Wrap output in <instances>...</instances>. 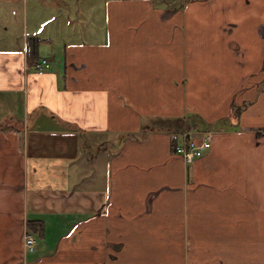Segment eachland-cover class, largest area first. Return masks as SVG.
<instances>
[{
    "label": "crops",
    "instance_id": "1",
    "mask_svg": "<svg viewBox=\"0 0 264 264\" xmlns=\"http://www.w3.org/2000/svg\"><path fill=\"white\" fill-rule=\"evenodd\" d=\"M196 1L106 0V36L76 24L43 73L0 46V264H264V0ZM191 114L212 138L186 163Z\"/></svg>",
    "mask_w": 264,
    "mask_h": 264
},
{
    "label": "rangeland",
    "instance_id": "2",
    "mask_svg": "<svg viewBox=\"0 0 264 264\" xmlns=\"http://www.w3.org/2000/svg\"><path fill=\"white\" fill-rule=\"evenodd\" d=\"M58 1L60 3L61 9L54 7L52 2H50L49 0H0V46H5L6 44L10 43L9 45H13L12 47H17L16 45H19V43L22 41V35L25 36V39L33 36L41 37L40 39L42 40V43L39 50L40 57L41 55L45 57H53V59L56 60V67V65L59 63V60L63 61L64 44L73 40L71 38V33H74L78 30L77 25L87 24L86 32H89L92 29L91 24L92 22L95 23L94 18H96L97 27H94V32L98 33V30L103 26L104 36H106V0ZM194 2L197 1L142 0V6H145L146 8L144 9L147 10L151 3L154 8L163 9L168 5L169 7H186L187 4ZM199 7H208V9L210 8L213 12L212 17L216 22L221 17L219 14L220 8L217 6V1L209 4H204ZM216 11L218 12V14H215ZM91 17L93 18L92 22H90ZM224 19H226V15L224 16ZM152 20L153 19L149 18L146 13L142 14L138 12L135 16V24L131 27L136 28V31H139L143 25H146L147 28L153 25L154 22L151 23ZM241 28H244L243 25H241ZM245 28H249V25H245ZM202 33L203 36H208L205 31H202ZM83 34L84 31L82 30V39L84 37ZM89 34L88 37L90 36ZM42 37L44 38L42 39ZM202 46L203 45L200 46V49ZM199 54H201V52ZM210 54L212 56L221 58L222 61L225 55L222 50L218 51L215 47H212ZM219 65L227 68L228 66H232L233 64L228 63V66H225L224 63L217 60V66ZM41 109L49 110L46 107H42ZM248 120L250 121L251 118H249ZM252 121L264 122V117H252ZM162 122V130L167 131L164 117L161 122L159 121V119H156L155 121L156 124H161ZM168 125L170 126L171 123H169ZM192 125L186 131H183V133L194 132L196 127L192 128ZM103 135L105 136V134Z\"/></svg>",
    "mask_w": 264,
    "mask_h": 264
},
{
    "label": "built area",
    "instance_id": "3",
    "mask_svg": "<svg viewBox=\"0 0 264 264\" xmlns=\"http://www.w3.org/2000/svg\"><path fill=\"white\" fill-rule=\"evenodd\" d=\"M50 66V62L46 57H40L31 67L37 73H43ZM187 137L188 143H180L175 146L174 152L176 155L182 157L184 162L192 163L197 158L203 156L211 147V131L202 132L196 137L193 132H188L183 135ZM36 239L33 234L25 233L24 244L29 251H33L35 248Z\"/></svg>",
    "mask_w": 264,
    "mask_h": 264
},
{
    "label": "trees",
    "instance_id": "4",
    "mask_svg": "<svg viewBox=\"0 0 264 264\" xmlns=\"http://www.w3.org/2000/svg\"><path fill=\"white\" fill-rule=\"evenodd\" d=\"M42 43V40L40 38L37 37H30L26 39V45H25V55H26V63L28 64V66H32L36 61H38L40 59V45ZM191 117H193V115H185L182 116V121L181 123L179 122L178 125L176 126L175 130H174V137L171 140V147L174 151V148L176 145L180 144V143H188V139L187 137H183V135L186 133H183V131H186L189 127H191L192 124L196 125V118L192 119ZM179 119V118H177ZM179 126V127H178ZM174 126L170 125V129L173 128ZM193 127V125H192ZM195 130L197 132H193V134L198 137L202 132H205L206 129L201 128L200 124L195 126ZM206 131H210V130H206ZM182 142H177V135L178 134H182ZM42 223L36 220H30L28 219L26 221V229L28 231V233L33 232L36 233L37 235L41 234L42 232Z\"/></svg>",
    "mask_w": 264,
    "mask_h": 264
}]
</instances>
